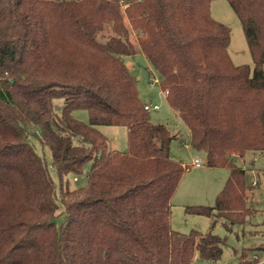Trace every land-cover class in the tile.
Masks as SVG:
<instances>
[{
    "label": "trees",
    "instance_id": "16d2710c",
    "mask_svg": "<svg viewBox=\"0 0 264 264\" xmlns=\"http://www.w3.org/2000/svg\"><path fill=\"white\" fill-rule=\"evenodd\" d=\"M211 1L0 0V264H192L195 251L203 260L221 257L223 241L210 232L171 230V199L188 168L172 160L174 137L150 121L123 63L144 55L190 148L205 153L207 167L229 170L214 206L187 212L243 223L251 213L245 173L230 156L264 152V0H226L252 70L232 64L230 29L210 16ZM75 110L87 111V125ZM99 126L124 127L127 152L110 149ZM31 138L51 156L58 196ZM88 163L87 185L70 188L68 177Z\"/></svg>",
    "mask_w": 264,
    "mask_h": 264
},
{
    "label": "rangeland",
    "instance_id": "374dc122",
    "mask_svg": "<svg viewBox=\"0 0 264 264\" xmlns=\"http://www.w3.org/2000/svg\"><path fill=\"white\" fill-rule=\"evenodd\" d=\"M209 12L215 21L230 29L227 52L232 64L235 66L247 65L252 70L253 62L242 26L229 3L226 0H213L210 3ZM110 35V28L106 27L100 35V40L105 42ZM128 36L130 42L138 49L136 33L129 29ZM123 63L131 75L136 78L140 101L143 104L155 102L159 106L158 110L149 111L148 116L153 124L166 126L174 137L170 144L172 160L181 162L188 168L182 175L171 199L169 220L171 230L185 235L193 231L200 234L210 232L223 241L222 255L218 260H203L195 251L192 264H264V152H247L242 158L230 156L234 165L243 169L245 173V203L251 213L243 223H232L223 218L212 219L187 212L188 207L214 206L218 190H222L229 176V170L227 168L224 170L207 168L205 153L203 151L196 152L190 148V134L181 119L170 109L160 88V76L144 55L138 51L133 56L123 57ZM54 104L61 106L63 100H55ZM72 117L82 124L87 125L89 122V116L85 110L73 111ZM97 130L107 138L110 149L119 153L127 152V131L124 127L99 126ZM30 142L36 153L48 165L58 196L59 180L52 168L49 152L36 139L31 138ZM194 159L201 161L200 168L191 166ZM90 164H86L81 175L76 176L78 183L73 182L72 176L68 177L70 188H83L87 185L86 175ZM250 170H254L257 175L258 186L254 189L249 188ZM60 221L61 218H58L57 222ZM255 255L259 257V261L256 263L252 262Z\"/></svg>",
    "mask_w": 264,
    "mask_h": 264
},
{
    "label": "built area",
    "instance_id": "2783aa9c",
    "mask_svg": "<svg viewBox=\"0 0 264 264\" xmlns=\"http://www.w3.org/2000/svg\"><path fill=\"white\" fill-rule=\"evenodd\" d=\"M154 82H156V80H154ZM143 108L145 111L149 112V111L158 110L159 106L155 102H153V103H149V104H144ZM191 166L194 168H200L202 166V163L198 159H194L191 162ZM249 175L251 176V180L249 182V188L254 189L258 186L257 175H256L254 170H250ZM73 182L78 183L77 177L73 178ZM253 260L259 261V257L257 255H255V256H253ZM263 261H264V259H263Z\"/></svg>",
    "mask_w": 264,
    "mask_h": 264
},
{
    "label": "crops",
    "instance_id": "0c3cea01",
    "mask_svg": "<svg viewBox=\"0 0 264 264\" xmlns=\"http://www.w3.org/2000/svg\"><path fill=\"white\" fill-rule=\"evenodd\" d=\"M163 95H164V97H165V94H164V92H163ZM166 99V98H165ZM174 113V112H173ZM175 114V113H174ZM176 115V114H175ZM177 116V115H176ZM178 117V116H177ZM180 119V118H179ZM184 124V123H183ZM186 127V126H185ZM187 129V128H186ZM187 131H188V129H187ZM189 132V131H188ZM171 133V132H170ZM190 134V133H189ZM176 138V137H175ZM182 165L184 166V164L182 163ZM207 168H210V169H215V170H218V169H221V170H224L225 168H212V167H207ZM243 170V169H242ZM221 191V189L220 190H218V193Z\"/></svg>",
    "mask_w": 264,
    "mask_h": 264
}]
</instances>
